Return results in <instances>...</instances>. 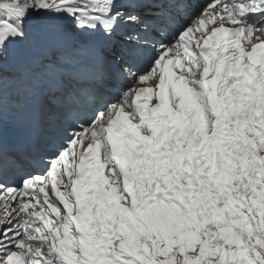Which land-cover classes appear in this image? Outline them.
<instances>
[{
    "label": "snow or ice",
    "instance_id": "1",
    "mask_svg": "<svg viewBox=\"0 0 264 264\" xmlns=\"http://www.w3.org/2000/svg\"><path fill=\"white\" fill-rule=\"evenodd\" d=\"M0 264H264V0H0Z\"/></svg>",
    "mask_w": 264,
    "mask_h": 264
},
{
    "label": "bare ground",
    "instance_id": "2",
    "mask_svg": "<svg viewBox=\"0 0 264 264\" xmlns=\"http://www.w3.org/2000/svg\"><path fill=\"white\" fill-rule=\"evenodd\" d=\"M0 219H3V214L0 215Z\"/></svg>",
    "mask_w": 264,
    "mask_h": 264
}]
</instances>
